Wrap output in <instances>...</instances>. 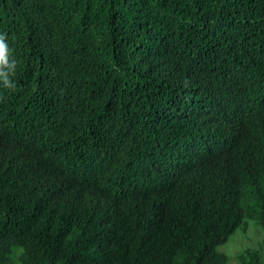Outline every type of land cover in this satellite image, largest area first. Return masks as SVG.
Returning <instances> with one entry per match:
<instances>
[{
    "label": "trees",
    "instance_id": "trees-1",
    "mask_svg": "<svg viewBox=\"0 0 264 264\" xmlns=\"http://www.w3.org/2000/svg\"><path fill=\"white\" fill-rule=\"evenodd\" d=\"M250 222L264 0H0V264H227Z\"/></svg>",
    "mask_w": 264,
    "mask_h": 264
},
{
    "label": "rangeland",
    "instance_id": "rangeland-1",
    "mask_svg": "<svg viewBox=\"0 0 264 264\" xmlns=\"http://www.w3.org/2000/svg\"><path fill=\"white\" fill-rule=\"evenodd\" d=\"M262 237L263 230L261 227L251 222L244 230L237 232L226 245L221 247V250L228 256L227 264H241L238 255L246 248H261L264 264V245H261Z\"/></svg>",
    "mask_w": 264,
    "mask_h": 264
}]
</instances>
